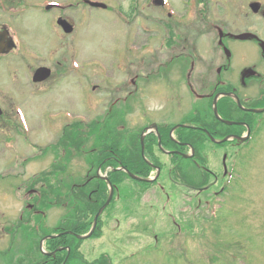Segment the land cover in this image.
<instances>
[{"label": "flooded vegetation", "instance_id": "af4514ba", "mask_svg": "<svg viewBox=\"0 0 264 264\" xmlns=\"http://www.w3.org/2000/svg\"><path fill=\"white\" fill-rule=\"evenodd\" d=\"M45 1L62 4L48 6ZM184 1L182 6L188 7V12H176L178 17L165 13L166 18L159 21L167 39L156 49L157 54L150 57V76L135 75L130 80L133 89L127 92L132 96L130 107L133 105V154H128V164L133 167V174L153 179L145 185L153 187L157 202L162 201L163 213L173 227L170 228L173 240L183 237L187 227L201 225L205 218L202 214L198 218L192 214L186 218L185 204L195 212L203 205L207 206L204 210L209 211L213 205L217 207L218 202L229 206L232 196L228 191L232 179L230 162L235 153L264 145V0H236L220 18L212 0ZM65 2L0 0V15L9 13L10 20L27 13L49 16L46 32L51 35L54 27L63 31L56 23L58 18L75 28L68 12L74 3L65 5ZM194 13L195 26L186 31V17ZM9 23L0 22L3 41L11 36ZM189 36H203L205 43L187 44ZM25 42L23 39L10 50L6 44L0 47L6 51L0 53V147L4 148L7 143L17 145L15 143L21 140L34 148L36 155H24L26 151H21L22 154L9 156L5 164L0 162V179L3 180L0 196L6 199L10 190L4 185H9L12 194L22 197L24 204L18 222H44L43 219L49 220V208H58L61 213H54V219L67 223L66 229L60 227L59 232L71 231L73 234L68 235L75 241L74 234L89 231L94 215L110 192L104 173L112 185V199H117L120 181L113 173H118L115 169L123 162L121 121L131 108L123 107L128 97H118L102 111L93 108L94 113H91L90 94L83 88L90 82H86L82 84L84 109L74 112L71 93H67L72 83L64 81L71 80L69 56L68 59L60 56L54 64L44 63L42 54ZM14 51L29 69L30 82L28 79L19 84L27 87L33 108L23 104L27 101L26 93L21 97V93L7 83L10 67L6 65V58ZM160 56L161 60L155 59ZM39 67L48 68L49 76L35 82L32 78ZM155 79L160 80L158 86ZM98 87L96 84L91 89ZM62 89L65 95H61ZM144 90L146 92L141 93ZM12 95L21 97L23 102L20 99V104L11 103ZM145 105L148 106L145 108ZM18 106L26 125L30 126L29 136H25L15 112ZM66 113L71 116L68 118ZM34 115L38 118L36 124L31 123ZM14 147L16 151L17 146ZM74 159H81L82 175L73 172ZM32 164L34 171L29 172L27 168ZM133 182L137 181L133 179ZM185 190L194 192L189 200L185 199ZM105 191L106 197H103ZM105 209L99 216L101 227L108 224L102 218ZM130 216L133 218V212ZM3 228L0 238H9V227ZM58 247L69 246L61 243ZM4 257L2 251L1 264H7L3 262ZM56 257H46L45 264Z\"/></svg>", "mask_w": 264, "mask_h": 264}, {"label": "rangeland", "instance_id": "374dc122", "mask_svg": "<svg viewBox=\"0 0 264 264\" xmlns=\"http://www.w3.org/2000/svg\"><path fill=\"white\" fill-rule=\"evenodd\" d=\"M167 1L170 5H165V9L153 4L152 0H103L106 9L91 6L82 8L83 5L68 8L75 28L67 34L54 27V32L50 35L46 32L49 16L35 13H27L14 20H10V14L5 13L0 15V22H10L12 27L9 31L14 34L17 43L26 40V44L30 43L38 53L42 54L44 63L54 64L62 55L61 58L64 59H68V56L70 59L75 58L79 67L70 69L71 80L64 79L66 83L67 81L72 83L67 88V93H71V108L74 112H81L84 109L81 103L84 96L82 84L90 82L83 87L84 91L87 89L90 94L89 107L97 108L100 112L118 97H128L127 103L130 102L132 96H128L127 92L133 89L130 80L135 75L144 78L150 76L148 74L152 69L150 57L152 54H157L156 49L160 48L161 43L167 39L160 30L159 24L163 17L166 18V8L174 7V12L178 14L188 12V7L182 6L183 0ZM236 2V0H212L218 18L227 11V6L235 5ZM194 15L195 13L186 17V31L195 26ZM176 25L178 26L179 23ZM151 27L154 31H150ZM200 42L205 43L203 36L196 38L189 36L187 40V44L190 45L195 43L201 45ZM48 48L51 51H44ZM6 59L8 60L6 65L10 67L7 83L10 87L14 86L22 97L24 93L27 94V87L20 84L28 82V79L30 82L29 69L20 62L21 59L16 56L15 51L10 52ZM155 59L161 60V56ZM28 61H31V57ZM169 76L171 79L174 77L171 73ZM142 82L144 86L145 81ZM154 82L158 86L160 80L155 79ZM93 83L99 84L94 91L91 89ZM62 91L64 93L61 95H65V90ZM145 92V90L141 91V93ZM21 97L12 95L11 103L20 104ZM144 98L149 101L148 97L144 96ZM31 99L28 95L27 101L24 103L22 100V102L33 108ZM147 106L145 105V108ZM130 108L131 111L125 117L124 130L125 135L133 139V105ZM91 113H94V109ZM36 120L38 118L34 115L31 123L36 124ZM15 144L17 145L13 144V146H17L16 151L9 150L12 149L9 147L12 144L4 145L6 146L4 148L0 147V162L5 164L9 156L22 154L21 151H26L24 155L35 153L34 149H30V145L23 144L21 140ZM230 167L233 176L228 189L232 193L228 207L218 203L214 208V214H211V209L204 210V207L205 209L207 207L205 205L196 212L184 205L186 218L191 216L190 214L195 218L201 214L207 217L203 220L200 231H187V239L186 234L171 239L170 233L173 230L170 228L173 227L170 219L163 213L162 201H156L153 187L141 190L143 184L125 177L119 185L117 199L107 207L102 216L108 221L103 237L85 239L81 248L83 255L91 260L102 252H109L113 255L111 258L115 262L113 264H264V145L252 149H240L231 160ZM27 170L33 172V164L29 165ZM83 171L81 159H74L73 172L82 175ZM2 182L3 180L0 179V184ZM4 187L10 191L7 193L8 196H5V200L0 196V232L4 226H8L11 230L13 223L16 225L18 214L24 204L20 195L13 201L11 188L9 185ZM185 191V199L189 200L194 192ZM139 192L141 199L137 194ZM49 210V225H54L56 222L53 218L54 213L59 215L61 212L54 207ZM131 212L133 218L130 216ZM207 221L210 227L207 226ZM10 238L11 235L9 238L7 236L0 238V249H3L8 242L9 250L11 249L9 262L16 258V264H19L22 255L19 257L17 246L21 238H18L17 233L14 238ZM32 249L31 257L38 258L35 244Z\"/></svg>", "mask_w": 264, "mask_h": 264}, {"label": "trees", "instance_id": "16d2710c", "mask_svg": "<svg viewBox=\"0 0 264 264\" xmlns=\"http://www.w3.org/2000/svg\"><path fill=\"white\" fill-rule=\"evenodd\" d=\"M127 139H125L126 141ZM121 142H124V139H121ZM95 146L97 147L98 144H95ZM107 147V146H106ZM122 148V163L123 165L128 168L129 170H131L133 172V167L130 166V164H128L130 162V159L128 158V154L127 153H132L133 154V142L132 144H128L125 143L121 146ZM110 165V164H108ZM115 174V175H114ZM113 175L115 176L116 180L122 181L127 175L123 172L120 171L118 173H113ZM105 196V194H104ZM90 223L86 225L85 229L87 230L89 227ZM59 230V229H58ZM82 232V231H80ZM96 235H98L99 233H95ZM30 237V235H28ZM64 240V241H63ZM76 240L73 241L69 236L62 237V238H57V239H51L47 241V248L52 250L55 247H57L59 244L61 243H65L68 246H70V254L69 257L66 261V264H110V261L108 259L107 256L105 255H101L98 258H96L93 261H86L82 255H80V253L78 252V247L77 244H75ZM25 249L24 253V261H22V264H45L44 259L46 258L45 256L41 255V253L38 251L37 253H39V255L41 256V258L34 259L31 257V255L33 254V249H32V245L30 243V238H28L27 243L25 244ZM66 255V252L63 251L61 253L57 254V257L53 260H49L47 262V264H61L62 261L64 260V257Z\"/></svg>", "mask_w": 264, "mask_h": 264}, {"label": "water", "instance_id": "95a60500", "mask_svg": "<svg viewBox=\"0 0 264 264\" xmlns=\"http://www.w3.org/2000/svg\"><path fill=\"white\" fill-rule=\"evenodd\" d=\"M156 3H158V1H156ZM65 29H66V31H69L70 30V27H68V28H66L65 27ZM3 43V37L2 38H0V45ZM6 44H7V47L9 48V47H11V42H10V40H7V42H6ZM0 50H2V49H0ZM128 172V171H127ZM128 174H129V176L130 177H135L132 173H130V172H128ZM135 178H137V177H135ZM109 199H110V197L107 199V201L105 202V204L102 206V208H100L99 209V211H98V213H97V215H96V217H95V221H96V218H97V216L99 215V213L102 211V209L107 205V203L109 202ZM87 236H89V235H87ZM87 236H85V237H87Z\"/></svg>", "mask_w": 264, "mask_h": 264}]
</instances>
